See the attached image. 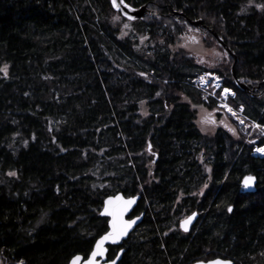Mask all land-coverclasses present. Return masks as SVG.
<instances>
[{"label":"trees","instance_id":"trees-1","mask_svg":"<svg viewBox=\"0 0 264 264\" xmlns=\"http://www.w3.org/2000/svg\"><path fill=\"white\" fill-rule=\"evenodd\" d=\"M250 1L125 0L148 10L132 21L155 49L136 56L138 67L115 56L135 57L108 21L116 14L109 0H0V264L86 259L105 231L103 199L134 188L144 189L153 236L176 211L199 215L189 239L173 247L166 240L153 260L177 251L264 264V155L253 156L264 137L238 132L235 139L222 128L202 135L196 110L181 99L216 109L193 86L200 73L213 72L235 93L229 104L264 128V0L243 9ZM186 19L200 20L224 42L247 92L235 85L228 55L207 70L186 51L171 50L192 28ZM246 174L257 179L254 193L240 192ZM177 184L184 192L178 201ZM140 235L134 246L127 240L119 264H143L148 245ZM115 256L109 248L107 259Z\"/></svg>","mask_w":264,"mask_h":264},{"label":"rangeland","instance_id":"rangeland-1","mask_svg":"<svg viewBox=\"0 0 264 264\" xmlns=\"http://www.w3.org/2000/svg\"><path fill=\"white\" fill-rule=\"evenodd\" d=\"M258 3L259 2L256 0H251L250 2L247 3L246 6L243 7V9H246L250 6L258 7V5H260ZM114 17L116 19H114ZM108 21L111 27L117 31L116 36L118 37L119 40H123V41L129 40L130 47L135 56V57L125 56L124 54H122V51H120V54L115 55L119 63L122 66L128 65V66L141 67L142 63L141 61L137 60L136 56L146 58L148 55L150 56L155 50L153 48L154 43L149 42L150 41L149 35L143 31H139V29L136 28L133 22L124 20L118 13L111 14ZM193 28L194 27H192L191 29L187 28L184 34H182L176 40L175 44L171 46V50L186 51L187 53L191 54L193 57L196 58V62L198 65H201L207 70H212L216 66L223 64V62L227 60L226 58L227 55H225L226 53L224 52V50L220 49L216 45L214 40L206 36L205 30L193 29ZM207 43L210 45V47H207ZM214 74L215 73L209 72V71L200 73L197 76V78L194 79L193 86L196 80H198V82L202 84L204 80L207 81L210 78V75H214ZM217 76L220 78L219 75ZM201 77H203V79H201ZM212 86L213 85L211 84L210 89L206 93L205 92L201 93L200 91L199 92L203 98H206V99L208 98L210 100L215 101V99L211 98L214 92L213 91L214 87ZM231 93L232 95H234L232 91ZM181 99L182 101L189 103L191 107L194 110H196V125L202 135H212L215 133V131L218 128H222L235 139H238V132L241 133L245 138H247V140L251 139L252 137H255L256 139L264 137V135L260 132L261 129L251 124L247 125L244 128H240L236 122L232 121V119L224 113L223 109H221L218 106V102L216 101H215L216 107H217L216 109L219 110L218 112L216 109H208L202 103H197V104L192 103L191 100L186 96L185 97L182 96ZM145 114H146V110L144 109V106H143L142 115L144 117H147L146 116L147 114L146 115ZM204 117H208L210 122L208 123L202 122ZM13 144L15 145L16 143H13ZM256 147L254 148L253 151H255ZM205 187L206 185L203 188H201L199 191H197L196 193L202 192ZM182 198H183V195L179 197V200H181Z\"/></svg>","mask_w":264,"mask_h":264},{"label":"flooded vegetation","instance_id":"flooded-vegetation-1","mask_svg":"<svg viewBox=\"0 0 264 264\" xmlns=\"http://www.w3.org/2000/svg\"><path fill=\"white\" fill-rule=\"evenodd\" d=\"M149 182L159 183V180L157 178L156 179L150 178ZM124 183H127V182H124ZM145 183H147V182L145 181ZM173 186H174L173 190L175 191V194L178 195V198H176V200L178 201L179 197L184 195V192L181 190V184H177V185H173ZM143 190H144L143 188H139V189L134 188L133 191L131 190L132 192H129V193H127L124 190H122V192H118V193L122 194V196L125 198H135V197L139 198L137 201V204L135 205L133 210L126 217V220H129V219L133 220V219L141 217V216H142V220L134 228V230L131 232V234L129 235L127 240H128L129 246H134V245H136V243H138V238H139V236H141L140 234L145 233L143 243H146L148 245V247L145 249L147 252V256L143 260V264H201V263H207L211 260L217 259V258H207L208 256L205 257V255L201 257V256H198L195 254L191 257L185 258L183 256V254L178 255L177 251H174L171 255L169 253H167L166 258L160 257L162 252L157 253L160 255L155 260H153L151 258V253L153 252V250H155L156 246H160L159 250L163 251L164 247H166L165 246L166 240H168L169 244H171L173 247L177 244L176 240L179 237L180 238L182 237L183 239H189L192 236V234H194V232L196 230L199 215L197 212H191V213H187V214L185 213L184 214L183 212L176 211L173 213L174 218L171 221V224L165 225L162 228V231H161V229H159L158 233H161V236H153L151 234L152 230L148 229V226L151 222H150V220H148V221L146 220V217L148 216V212L145 211L144 205L141 204V202H140L141 201L140 200L141 199L140 193H142ZM190 190L191 189H189L188 191H190ZM202 192H200V193H202ZM118 193H113V195H110V196H114ZM102 204H103V202H102ZM101 209H102V207H101ZM193 214H195V215H193ZM189 216H193V219L189 223H187L185 226L182 227V222L185 221ZM102 219H103L104 225H105V231H104V233H105L108 230V228H107L108 219L107 218H102ZM185 228L187 230H185ZM127 240L122 242L119 246L107 247V249L114 248L115 252L117 254L118 251H120L121 249H123V250L125 249ZM208 254H209V252L206 253V255H208ZM223 260H226V259H223ZM127 261L131 263V260H127ZM120 262H123V260H121Z\"/></svg>","mask_w":264,"mask_h":264},{"label":"water","instance_id":"water-1","mask_svg":"<svg viewBox=\"0 0 264 264\" xmlns=\"http://www.w3.org/2000/svg\"><path fill=\"white\" fill-rule=\"evenodd\" d=\"M110 1V6L111 8L113 9L114 12L118 13L123 19L125 20H128V21H135V20H141L143 17H145L147 14H148V10L145 6H142V7H139V8H134L132 6H130L129 4V8L125 9L121 6V8L118 10L117 8H114L112 6V3H111V0ZM117 2H119V0H117ZM126 3V2H125ZM127 4V3H126ZM176 14V13H175ZM128 16H132V17H135V19H128ZM186 22L191 26V27H194V28H198V29H203L205 31H207L209 34L212 35V37L216 40L217 44L227 53V55L233 60V65L231 67V74H232V78H233V81L235 83V85L237 86L238 89H240L241 91H244V92H247L248 90V86H246L245 84H242L239 82V80L237 79L236 77V74H235V63H236V59H235V56L230 52V50L227 48V46L224 44V42L218 38V36L211 30H209L207 27L203 26L201 21H190L188 19H186ZM264 84V82H263ZM245 177H253L254 180L252 181V183L248 186V187H245L244 186V178ZM256 183H257V179L254 175L252 174H246L244 175L241 179H240V182H239V187H240V192L243 193V194H250V193H254L256 191ZM115 196H120L122 197L124 200H127V199H130V198H125L122 196V194L118 193L114 196H108L106 197L104 200H103V204H102V209L99 213V216L101 218H107L108 219V222L112 219L111 217L107 216V215H104L102 214L104 212V202L105 200L109 199L110 197H115ZM138 197H135L134 200H133V203L129 206L127 212H125L124 216H123V219L125 221L126 220V217L130 214V212L133 210V208L135 207V205L137 204V201H138ZM192 219H193V216H191ZM191 219V220H192ZM134 220V223L131 225V227L127 230L126 234L124 236H122L116 243H113L111 240H108V241H105L104 244L102 245V247L105 249V254L104 256H97L95 257L94 259L96 260L97 264H110V260L107 259V247H114V246H119L122 242L126 241L127 238L129 237V235L131 234V232L134 230V228L140 223V221L142 220V216L141 217H138L133 219ZM107 228L108 231H110V226H109V223L107 224ZM105 232V233H106ZM105 233H103L102 235H104ZM101 235V236H102ZM101 236L97 237L95 240H94V243H93V246H92V249H91V252L92 250L94 249L95 247V243H96V240L99 239ZM90 252V254H91ZM124 250L123 251H118V253L116 254V256L112 259V260H115L116 261V264H118L121 259H122V256L124 254ZM89 254V255H90ZM88 255V256H89ZM77 256V255H76ZM81 258L82 256L79 255ZM75 257V256H74ZM73 258H71V260L69 261L68 264H71V261H72ZM87 259V258H86ZM86 259H81V261L78 262V264H84V260ZM215 261H219L220 264H233L232 261L230 260H223V259H220V258H217V259H214V260H211L207 263H201V264H210V262H215Z\"/></svg>","mask_w":264,"mask_h":264},{"label":"snow or ice","instance_id":"snow-or-ice-1","mask_svg":"<svg viewBox=\"0 0 264 264\" xmlns=\"http://www.w3.org/2000/svg\"><path fill=\"white\" fill-rule=\"evenodd\" d=\"M112 6L114 8H117L118 10L121 8V6L125 9L129 8L130 6L125 3V0H111ZM114 19H116L114 17ZM128 19H135V17L128 16ZM127 26V25H125ZM227 55V54H225ZM0 71H6V66L4 69H0ZM203 79V77H201ZM218 86V85H217ZM224 93H229L230 89L225 88L223 89ZM159 95V93H157ZM229 112L232 111L231 108L228 109ZM235 113H233L234 115ZM204 123L210 122L208 117H204L203 121ZM243 123V121H241ZM255 127L260 128V125H254ZM231 130V129H230ZM261 131L264 132V128H261ZM256 152L264 154V147H258L255 149ZM9 175H15L14 172L9 173ZM254 180L253 177H245L244 178V186L248 187L252 181ZM134 198H130L127 200H124L120 196L110 197L109 199L105 200L104 202V212L102 214L107 215L111 217L112 219L108 222L110 226V231L106 232L104 235H102L99 239L96 240L95 247L92 250L91 254L87 257L86 260H84V264H97L96 260L94 259L97 256H104L105 249L102 247L105 241L111 240L113 243H116L122 236H124L127 232V230L131 227V225L134 223V220H127L125 221L123 219V216L125 212H127L129 206L133 203ZM228 211H232L231 207L228 208ZM195 215V214H193ZM138 219V218H137ZM192 217L189 216L185 221L182 222V227L185 226L187 223L191 221ZM185 230H187L185 228ZM123 251V249H121ZM81 257L79 255L73 257L71 264H78L79 261H81ZM110 264H116L115 260H110ZM210 264H220L219 261L210 262Z\"/></svg>","mask_w":264,"mask_h":264},{"label":"built area","instance_id":"built-area-1","mask_svg":"<svg viewBox=\"0 0 264 264\" xmlns=\"http://www.w3.org/2000/svg\"><path fill=\"white\" fill-rule=\"evenodd\" d=\"M211 84L213 85L212 87H214L213 88L214 92H213V95L211 96V98H214V99L217 100L218 106L221 109H223L224 113L228 117H230L232 119V121L236 122L240 128H244V127H246L247 125H250V124L253 125V126L254 125H258V124L254 123V122L249 121L242 114L241 109H234L233 107L230 106L229 100L235 98V94L232 95L231 90H230L229 93H224L223 92V89H225V88H222V79H220L217 75H215V74L214 75H210V78L207 81L204 80L202 82V84H200L198 82V80H196L194 82V87L198 91H200L201 93L202 92L206 93L210 89ZM229 108L232 109L231 112L228 111ZM233 113H235V114L233 115ZM241 121H243V123H241ZM261 128L262 127H260L259 129H261ZM260 132L264 135V132H262V131H260ZM255 153H256V151L253 152V156H255Z\"/></svg>","mask_w":264,"mask_h":264},{"label":"bare ground","instance_id":"bare-ground-1","mask_svg":"<svg viewBox=\"0 0 264 264\" xmlns=\"http://www.w3.org/2000/svg\"><path fill=\"white\" fill-rule=\"evenodd\" d=\"M213 99H214V98H213ZM215 101L217 102V100H216V99H215ZM257 153H258L260 156H261V155H264V154H262V153H259V152H257Z\"/></svg>","mask_w":264,"mask_h":264}]
</instances>
